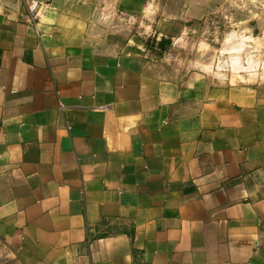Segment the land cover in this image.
<instances>
[{
  "label": "crops",
  "instance_id": "1",
  "mask_svg": "<svg viewBox=\"0 0 264 264\" xmlns=\"http://www.w3.org/2000/svg\"><path fill=\"white\" fill-rule=\"evenodd\" d=\"M25 1L0 0V264H264V89Z\"/></svg>",
  "mask_w": 264,
  "mask_h": 264
},
{
  "label": "rangeland",
  "instance_id": "2",
  "mask_svg": "<svg viewBox=\"0 0 264 264\" xmlns=\"http://www.w3.org/2000/svg\"><path fill=\"white\" fill-rule=\"evenodd\" d=\"M72 4L79 5L81 25L97 43L121 44L137 35L165 73L202 71L227 88L264 89V0H72ZM226 43L237 47L224 49Z\"/></svg>",
  "mask_w": 264,
  "mask_h": 264
},
{
  "label": "built area",
  "instance_id": "3",
  "mask_svg": "<svg viewBox=\"0 0 264 264\" xmlns=\"http://www.w3.org/2000/svg\"><path fill=\"white\" fill-rule=\"evenodd\" d=\"M26 9L30 15L34 26L37 28L38 24L42 21L44 16L50 9V4L46 1L41 0H29L25 1Z\"/></svg>",
  "mask_w": 264,
  "mask_h": 264
},
{
  "label": "bare ground",
  "instance_id": "4",
  "mask_svg": "<svg viewBox=\"0 0 264 264\" xmlns=\"http://www.w3.org/2000/svg\"><path fill=\"white\" fill-rule=\"evenodd\" d=\"M244 51V50H243Z\"/></svg>",
  "mask_w": 264,
  "mask_h": 264
}]
</instances>
